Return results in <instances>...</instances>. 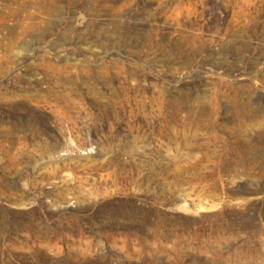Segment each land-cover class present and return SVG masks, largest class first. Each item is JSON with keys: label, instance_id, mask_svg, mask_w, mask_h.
I'll use <instances>...</instances> for the list:
<instances>
[{"label": "rangeland", "instance_id": "rangeland-1", "mask_svg": "<svg viewBox=\"0 0 264 264\" xmlns=\"http://www.w3.org/2000/svg\"><path fill=\"white\" fill-rule=\"evenodd\" d=\"M0 264H264V0H0Z\"/></svg>", "mask_w": 264, "mask_h": 264}]
</instances>
